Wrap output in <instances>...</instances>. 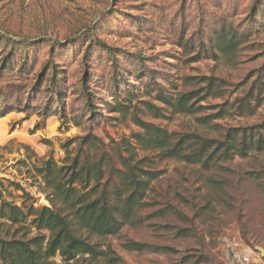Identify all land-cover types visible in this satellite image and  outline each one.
<instances>
[{
	"label": "rangeland",
	"instance_id": "rangeland-1",
	"mask_svg": "<svg viewBox=\"0 0 264 264\" xmlns=\"http://www.w3.org/2000/svg\"><path fill=\"white\" fill-rule=\"evenodd\" d=\"M232 36L236 47L224 53ZM186 92L197 111L174 113L164 97ZM2 105L0 190L21 207L51 206L38 158L61 164L63 144L87 134L135 142L134 114L193 148L212 147L208 165L140 150L159 173L149 205L115 235L85 233L104 252L97 259L64 261L48 248L51 229L0 218V238L33 250L32 261L12 251L0 264H264V149L226 157L216 148L227 132L264 139V0H0ZM12 182L29 192L26 204Z\"/></svg>",
	"mask_w": 264,
	"mask_h": 264
},
{
	"label": "trees",
	"instance_id": "trees-1",
	"mask_svg": "<svg viewBox=\"0 0 264 264\" xmlns=\"http://www.w3.org/2000/svg\"><path fill=\"white\" fill-rule=\"evenodd\" d=\"M238 40L233 36L228 42L224 40V46L220 50L226 53L235 49ZM214 86L213 82L208 83V89L211 91L208 93L217 96ZM87 95L89 97V94ZM194 97L193 92H186L170 99L164 97V102L174 113L193 114L197 111ZM118 103L115 111L126 117L128 108ZM143 103L155 117L164 116L160 107L147 101ZM223 111L225 110L221 113ZM8 112L3 105L0 106V117ZM42 114L45 118L49 116L44 112ZM220 115L224 117L226 114ZM133 121L142 131L132 137L135 142L124 139L108 145L96 136L87 134L68 139L63 144L66 157L61 164L52 158H38L39 163L34 169L37 178L41 179L39 189L46 195L51 206L36 207L33 201L21 207L14 202L5 201L0 190V218L19 223L32 217V222L37 227L51 229L53 235L48 248L51 252L60 250L64 261H76L83 256H88L91 260L97 259L104 252L99 248V244L92 243L85 233L98 236L115 235L127 224L141 223L140 212L149 205L151 184L159 173L151 169L154 160L148 156L141 157L140 150H159L164 157L180 158L189 163L208 165L211 160L208 154L212 144H208V141L193 148L185 137L173 139L167 130L147 123L135 114ZM212 123L203 124L210 126ZM244 133L227 132L224 140L216 142L217 151L231 157L233 153L243 154L249 149H264V139L257 138L253 132L249 136ZM76 141H79L78 146L71 149V145ZM25 147L30 150L29 146ZM11 185L23 192L21 197L25 198L26 204V198L30 197L29 192L19 183L12 182ZM147 246L137 242L128 245L136 251H144ZM12 251H24L27 259H33V250L27 242L0 238V259H11Z\"/></svg>",
	"mask_w": 264,
	"mask_h": 264
}]
</instances>
